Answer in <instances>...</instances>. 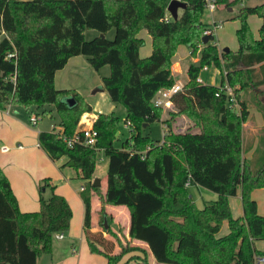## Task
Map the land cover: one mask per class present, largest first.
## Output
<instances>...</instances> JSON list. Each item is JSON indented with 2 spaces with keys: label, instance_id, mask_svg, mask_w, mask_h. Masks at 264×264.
<instances>
[{
  "label": "trees",
  "instance_id": "1",
  "mask_svg": "<svg viewBox=\"0 0 264 264\" xmlns=\"http://www.w3.org/2000/svg\"><path fill=\"white\" fill-rule=\"evenodd\" d=\"M183 1L181 14L164 20L169 0H0V34H4L0 109L10 104L54 105L62 133L71 136L91 106L76 91L56 88L55 72L80 54L94 70L110 68L102 86L111 101L125 107L124 120L129 122V137L120 148L113 144L118 120L113 113H99L93 121L98 132L93 147H68L55 126L37 137L52 161L61 157L73 161L72 167L85 181L80 191L83 233L89 251L103 254L105 264H117L123 255L134 252L130 259L137 264H152L148 252L159 264H255L264 259V248L255 246L264 240V215L258 213L251 195L256 188L264 190L263 146L251 160L242 158V124L248 105L260 96L253 93L247 100L239 95L243 88L259 90L264 85V0L240 8L234 17L240 22L235 31L238 47L221 53L213 35L205 44L201 40L208 26L201 22L205 0ZM238 1L216 0V6ZM249 15L261 19L257 37L246 22ZM86 29L103 35L114 29V37L86 40ZM141 30L152 39L151 53L143 57ZM179 44L188 45L191 56L199 45L202 48L199 65H189L187 81L171 98L177 112L193 120L194 128L175 132L168 120H161V108L154 106L153 97L159 88L173 83L170 62ZM203 66L222 68L218 85L197 82ZM225 84L232 88L238 110L220 90ZM69 97L74 99L72 105L65 101ZM153 121L166 128L161 140L142 133L143 125ZM99 151L108 161L103 190L91 182ZM188 179L216 193V199L198 208L185 186ZM238 187L242 215L233 217L228 198L236 195ZM54 189L51 186L48 200L40 198L38 210L23 212L0 167V264H37L40 254L50 253L53 236L69 229L72 209ZM97 190L105 203L129 209L128 237L122 229L112 235L121 232L147 249L135 244L116 251L119 236L107 238L92 230L91 197ZM224 220L229 231L218 236Z\"/></svg>",
  "mask_w": 264,
  "mask_h": 264
},
{
  "label": "rangeland",
  "instance_id": "2",
  "mask_svg": "<svg viewBox=\"0 0 264 264\" xmlns=\"http://www.w3.org/2000/svg\"><path fill=\"white\" fill-rule=\"evenodd\" d=\"M254 1L255 0H245L243 1V5L250 6L254 3ZM241 2L242 1L239 0L237 3L230 5L219 3L215 11H209L204 6L201 22L206 25L209 24L210 26H213L214 22L216 24H219V28L214 31L213 41L217 44L220 53L223 51V48H228L232 52L237 49L238 43L235 31L239 27L240 22L234 17L243 6ZM226 9H229V11H227ZM180 14L181 9L178 10V15ZM246 22L253 35L257 36V28L260 23L258 16L249 15L246 19ZM3 35L4 34H0V38ZM99 35L100 34L98 33V31L95 29H86L84 31V37L86 40H90ZM104 36L108 39H112L114 37V29H111V31ZM188 48L189 47L186 44H179L177 46L174 56L171 58L170 62L171 72L175 73V70L173 69L175 59L181 57H189ZM201 48L202 45H199L198 51L194 56H192L193 58H195L194 61L196 62L199 61V51L201 50ZM220 58L221 64L223 66L225 57L223 55ZM89 69L90 74L89 72L87 73V71H85L82 73L80 78H75L74 75H71L69 77L70 82L68 83L77 86V90L80 92V95L92 106L91 113L93 115H98L99 113H113L118 117L113 144L117 148H120L125 140L129 137V129L124 120L126 109L120 102L111 101L107 91L104 88H102L101 90H97L102 86V78L109 75L110 68L108 65H104L100 70H94L92 67H89ZM220 75H222V68L219 69L213 66H209L207 70L201 69L199 71V76L202 78L204 84L218 85L220 83ZM63 77L65 79V76ZM59 81L60 79H57L56 85L58 88H61L59 86L62 85H60ZM253 91L254 90L252 87H246L243 88V90L239 91V95L241 98H246L248 100V97L253 95ZM15 109L19 110V113L15 116V118L17 119L15 120L17 121L15 123V129H20L21 132L14 133L12 130L14 129V127L10 128L12 126L10 124H3L1 126L2 129H0V146L6 144L11 147V150L6 154L0 153V161H2L3 159L5 160L4 162H7L11 159L16 160L18 169L13 171L12 174V177L15 179L20 177L22 169V208H38L40 198H42L43 200H48L51 195V186L54 185V192L64 196L72 209L70 227L67 231L63 232V234L65 235L64 240H56L55 236H53L50 253L40 254L37 258V264H92L95 260L101 261L105 259L104 255L101 253L89 252L82 234V218L84 216V205L80 196V191L81 186L86 185L85 181L79 177L77 171L73 167L65 166L64 168L59 169V166L65 163V161H62V163L60 161L61 164H58L52 162L43 154H41L42 158L40 159L39 156L31 153L32 147H37V131H51L53 125L55 126L56 130H58L59 116L56 112L55 106L30 105L26 108L24 106L18 105ZM236 109H239L238 105L236 106ZM160 111L161 116L165 113L166 120L169 121V125L173 131L181 132L194 128L193 120L185 113H178L173 105L161 108ZM35 113L39 114L40 119H38L36 125H33L30 121V118L32 116L31 114L35 115ZM91 117V115L83 113L80 117V120L82 119L84 121V119H87L88 123H90L92 121ZM82 123L83 122L80 123L81 127L79 128L88 127V124L84 125V123ZM163 129H165V126L163 128V125L159 121H153L151 123H148L146 127H142V133L149 135V137L153 141H156L162 139ZM18 144H21L23 146V150H19L16 148ZM21 153L22 158L20 157ZM38 153H41L40 150H38ZM1 169L4 171L2 167ZM4 173L7 176L5 171ZM106 174L107 158L105 157L103 151H99L98 159L95 163L94 169L95 177H92L91 182H93L94 178H99L100 186L98 187V189L100 190H103L105 187L104 184L106 181ZM45 179L48 180L47 185L43 182L45 181ZM30 180H36L38 182V185L41 184V189L39 186L34 185L33 190H28V192H26L24 189H26L27 182ZM188 191L190 196L192 197L194 204L198 208H202L204 205V201L210 199L208 195H210V193H214L206 188L193 184L188 186ZM99 192L100 191L97 190V192L91 197V210L92 213L95 212L93 216L95 217V224L97 228L101 232L108 235L109 238L114 239L116 236H119L120 240L119 242L117 241L115 245V248H117V250L122 249V247L129 248L135 246V243L132 240H128L121 235L122 231L116 236L112 235V233L115 232L112 230V228H110L113 227L109 215V211H112L110 209L111 204L105 203ZM262 205H264V200L260 203V206ZM103 214L106 215L107 219L108 227L106 229L104 228L105 223ZM92 223L93 225H95L94 222ZM225 223L226 221L221 225V234H223L225 229L227 230V223ZM72 243L75 246L74 249L76 250L77 254L72 252L74 251V249H71ZM263 243L264 242H260L258 244V247L263 248ZM83 252L85 254H82ZM132 254H135V252L126 253L117 264H137L135 261L130 259V256ZM77 255H79V259H77ZM147 258L152 264H159L154 260L153 256L150 253L147 255Z\"/></svg>",
  "mask_w": 264,
  "mask_h": 264
},
{
  "label": "crops",
  "instance_id": "3",
  "mask_svg": "<svg viewBox=\"0 0 264 264\" xmlns=\"http://www.w3.org/2000/svg\"><path fill=\"white\" fill-rule=\"evenodd\" d=\"M243 1H245V0H242V2H241L242 5L244 4ZM260 2H261V0H255L254 3L251 4V5H255V4H258ZM216 9H217V7H216ZM227 11H229V9ZM258 19L260 20V23H259V26H260L261 19L259 17H258ZM259 26H258V28H259ZM258 28H257V36H258ZM110 31L111 30L107 31L104 35H107ZM142 34H143V36H142ZM139 35L143 39L145 38L144 39V44L139 49V54L142 57L143 56H148L151 53V50H152V39H151V36L145 30H141L139 32ZM257 36H255V37H257ZM141 50H142V52H141ZM188 56L189 57H186V58L185 57H181V58H178V59L174 60L173 69L175 70V73L171 72V77H172L173 81H178L179 80V81H181L183 83L185 81H187V79H188V74H187L188 67H189V65L192 62H196V61H194L195 58H193L190 55V48H188ZM89 67H91V66H90V64H89V62L87 60V57L85 55H81L80 54V55H76V56L70 57L67 60V62L64 65V67L59 69V70H57L55 72V74H54V85H55V87L58 88L57 85H56V81H57V79H60L59 83L62 86H59L61 88H58V89H72V90H74V91H76L77 93L80 94V92L77 90V86L68 83V82H70L69 77L71 75H74L75 78H80V76L82 75L83 72H85V71H87V73L89 72V70H90ZM89 74H90V72H89ZM219 74H220V72H219ZM63 76H65V79H64ZM67 76H68V79H67ZM220 79H221V75H220ZM220 79H219V81H220ZM254 93L255 94H259V96H260L259 100L255 104L251 103V104L248 105V107H247L248 114L246 116L245 121L242 124V145H243L242 158L245 159V160H251L252 157L256 154V151H258V149L262 148V146L264 148V85L261 86L259 90H254ZM16 106H18V105L11 104L8 107H6L5 109H0V129H2L1 126L3 124H8V125L10 124V125H12L11 127L9 126L10 128L14 127V129H12L14 133L21 132L20 129H15L16 128L15 127V123L17 122V121H15V120H17L15 118V116L19 113V110L15 109ZM91 111H92V106H91ZM91 111L90 112H85V114L91 115L92 116L91 117L92 121L90 123H88L87 119H84V121L82 119L81 120L79 119V122H78V125H77V129L78 130L79 129H83V128H79V127H81V125H80L81 122H83L84 125L88 124V127L92 125V123L95 120L97 115H93L91 113ZM31 115H34V114H31ZM35 115L38 116V119H40L39 114L35 113ZM38 119H37V122H38ZM161 120H166L165 113L162 114ZM37 122H36V124H37ZM160 123L162 124V122H160ZM146 126H147V124L145 126H143V127H146ZM52 127H54V125ZM163 128H164V125H163ZM55 130H56V128H55ZM39 132L40 131H37V137H38V133ZM37 137H36L37 147H32V149H31L32 152L31 153L39 156L40 159L42 158L41 154H43L49 160H51L46 155V153L43 151V149L40 148V146L38 144ZM3 145H6V144H3ZM16 148H17V146H16ZM10 150H11V147H10ZM19 150H23V146H22V149H19ZM38 150H40L41 153H38ZM8 152L3 153V152L0 151V153H2V154H6ZM20 157L22 158V153H21ZM4 161H5L4 159L2 161H0V166L4 169V171L7 174V177H8L9 182H10V186L12 188V191H13L16 199L18 200V208L21 211H23V212H25L26 210H32V211L33 210L34 211L38 210L39 207L38 208H35V207H33V208H22V169H21L20 177L15 179V178L12 177V174H13V171L18 169V166H17L18 164H17L16 160L11 159V160H8L7 162H4ZM60 161H61V163H62V161H65V163H63V164H66L65 166L72 167V166L68 165L67 158H65V157H61L59 160L52 161V162H55V163L59 164ZM107 165H108V161H107ZM93 176H94V173H93ZM13 180H14V182H13ZM34 181L30 180V181L27 182L26 189H24L26 192H28V190H30V191L33 190L34 189V185L40 187L41 184L38 185V182L36 180H34ZM104 186H106V181H105ZM40 189H41V187H40ZM51 193H52V190H51ZM251 195L256 201L258 213L264 215V205L260 206V203L264 200V190L261 189V188H256V189H254L252 191ZM208 197H210L209 200H214V199H216L217 195H216V193H210V195H208ZM228 203H229L231 214H232L233 217H238V216L242 215L241 190H240L239 187L237 188L236 195L230 196L228 198ZM110 206H111L110 209L112 211H109V215H110L111 224L113 225V227H110V228H112V230L114 232H116V233L119 232V229H122V232L126 235V237H128L129 220H130L129 209L126 206H124V205H113V206L110 205ZM94 214H95V212L92 213L91 221L94 222V224H95V217L93 216ZM111 216H112V220H111ZM225 221L226 220H224L223 222H225ZM226 223H227V221H226ZM82 225H83V218H82ZM92 226H93L92 230L94 232L100 231L97 228L96 224L93 225V223H92ZM228 231H229V228H228V223H227V230L225 229L223 234H221L220 231H219L217 235L218 236H223V235L227 234ZM82 234H83V237H84L83 227H82ZM104 235H105V237L109 238L108 235H106L105 233H104ZM64 238H65V235H63V237L61 239H57L56 238V240H64ZM84 241L86 242L85 237H84ZM260 242H264V240H259V242L256 241L255 242L256 247L258 249H263L264 248V243H263V248H259L258 247L259 246L258 244ZM134 243L137 244L140 247H143V248L147 249L145 244L143 242H141V241L134 240ZM86 245H87V248H88L87 242H86ZM74 248H75V246L72 243V248L71 249H74ZM88 250H89V248H88ZM115 250L117 251V248H115ZM72 252L76 253V250L74 249V251H72ZM82 254H85V253L83 252ZM148 254H149V252H148ZM77 259H79V255H77ZM104 262H105V259H103L101 261L100 260H98V261L95 260L92 264H104Z\"/></svg>",
  "mask_w": 264,
  "mask_h": 264
},
{
  "label": "built area",
  "instance_id": "4",
  "mask_svg": "<svg viewBox=\"0 0 264 264\" xmlns=\"http://www.w3.org/2000/svg\"><path fill=\"white\" fill-rule=\"evenodd\" d=\"M216 7H217L216 0H205V8H207L209 11H214ZM170 17L171 15L166 10V14L163 19L168 20V18ZM218 28H219V24H216L214 22L213 26L208 25L205 28V30L203 31V35H206V36L214 35V31ZM207 68H208L207 66L202 67L203 70H206ZM196 80L199 83H202V84L204 83L203 80L199 76L197 77ZM183 85L184 83L178 80V81H173L172 85L169 87L159 88L153 97L154 106L160 107V108L171 106L172 96L176 94L177 92L181 91L183 88ZM220 90H223L227 94L228 100L230 103H233L237 106V100L235 98L232 88L229 85L225 84L224 86L220 88ZM37 119H38V116L32 115L30 118V121L32 122L33 125H35L37 122ZM128 124L129 122L126 123V125ZM165 130L166 128L163 130V134L165 133ZM56 131H58V135L62 138V140L66 143L68 147H72L73 145H76V144L93 147L97 141L98 132L92 125L87 128H83L79 130L77 129L71 136L64 135L60 127ZM17 148L22 149V145L18 144ZM9 150H10V147L8 145L0 146V151L3 153L8 152ZM190 184L191 182L188 179L187 182L185 183V186L188 187ZM83 188L84 187L81 186V190ZM63 235L64 234L62 232H59V233H56L54 236L57 239H61ZM263 263H264V259L262 257L257 260V264H263Z\"/></svg>",
  "mask_w": 264,
  "mask_h": 264
},
{
  "label": "water",
  "instance_id": "5",
  "mask_svg": "<svg viewBox=\"0 0 264 264\" xmlns=\"http://www.w3.org/2000/svg\"><path fill=\"white\" fill-rule=\"evenodd\" d=\"M186 6V3L182 0H170L168 2V5L166 7V10L169 12V14L171 15V17L173 19L177 18L178 16V10L180 9H184ZM99 36H104L103 34H100ZM209 40L208 36L206 35H203L202 37V43H207ZM223 51H228L227 48H224ZM195 66H198V62L194 63ZM102 87H99L97 90H101ZM65 101L69 104V105H72L74 103V99L69 97V98H66ZM145 126V124L143 125ZM69 166H73L74 165V162L73 161H70L68 163ZM93 186H100V179L99 178H94L93 180V183H92ZM104 228L106 229L107 228V219L106 217H104Z\"/></svg>",
  "mask_w": 264,
  "mask_h": 264
}]
</instances>
